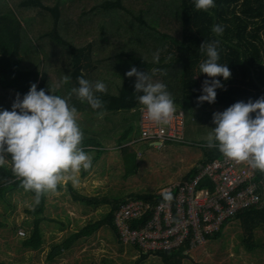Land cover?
Masks as SVG:
<instances>
[{
	"label": "trees",
	"instance_id": "obj_1",
	"mask_svg": "<svg viewBox=\"0 0 264 264\" xmlns=\"http://www.w3.org/2000/svg\"><path fill=\"white\" fill-rule=\"evenodd\" d=\"M214 3V8L203 11L195 9L194 0H0V110H11L16 93L22 98L30 84L36 83L37 90L43 88L46 94L48 86L55 89L54 94L68 99L69 106H74L77 113L103 111L104 119L111 120L112 125L101 131L102 137L117 134L112 132L115 129L112 115L122 117L123 113L138 112L140 128L141 105L136 97L142 93L133 92L135 77L124 75L131 67L147 72L152 82L164 83L176 107L184 112L200 107L226 109L249 98L255 101L264 96V0H214ZM216 24L224 27L220 36L211 31ZM113 40L118 44L110 43ZM213 40L220 41L218 63L227 65L231 78L225 81L216 77L225 87L216 89L214 103H197L196 98L202 94V82L211 79L199 73V65L206 59L199 46ZM129 42L143 43L146 52H134ZM156 52H159L158 63L153 62ZM153 69L157 71L153 73ZM65 75L71 77L67 84L62 83ZM81 75L90 82L106 84V92L95 93L104 102L102 109H92L75 95L68 98L71 88L79 86L77 77ZM127 133L128 129L121 131L116 141L124 158L125 173L130 174L135 173L137 166L132 145L148 142L140 139L141 133L136 140L125 141ZM97 140L92 136L84 137L81 144L86 153L93 152L92 166L103 152ZM204 145H200V163L222 156L218 149ZM91 169L83 170L82 175ZM197 171L196 165L182 180L193 177ZM254 181L260 203L233 217L241 221L246 231V236L242 237L246 251L264 250V241L253 239L254 229L264 225V174L255 170ZM62 188L60 184L57 190ZM176 191L177 188L170 190L173 198ZM13 192L28 196L32 203L24 209L26 220L21 224L24 228L18 225L16 232L14 230L16 234L21 229L28 232L19 246L39 250L43 243L41 223L49 220L44 214L47 193L36 205L35 194L25 191L10 170L0 167V205L4 209L13 203ZM65 193L85 206L103 205L107 209L102 208L99 218L87 221L80 230L55 245L47 258L50 261L62 249L84 241L101 227L109 226L116 233L114 214L127 199L139 198L150 204L164 200V192L160 190L130 193L124 197H87L69 183ZM4 225L0 221V226ZM223 227L209 238H218ZM130 246L139 252L140 260L155 255L163 264H182V258L189 256L183 253V247L144 253L137 246ZM0 264L7 262L0 260Z\"/></svg>",
	"mask_w": 264,
	"mask_h": 264
},
{
	"label": "rangeland",
	"instance_id": "obj_2",
	"mask_svg": "<svg viewBox=\"0 0 264 264\" xmlns=\"http://www.w3.org/2000/svg\"><path fill=\"white\" fill-rule=\"evenodd\" d=\"M120 42L125 43L122 40ZM110 43L118 44L114 40ZM129 43L135 49L134 52H146L143 43ZM223 110L219 107H200L185 111L182 143H168L160 148L144 142L133 144L137 166L135 173L130 174L125 173L124 158L116 138L126 129L128 133L125 141L139 137L138 112L123 113L122 117L120 114L112 115L115 121L112 132L117 134H110V137L100 134L111 124V120L104 119L105 114L99 118L97 113L78 112V124L83 136L100 140L103 152L94 161L88 174L82 175L83 170L80 171L78 183H61L62 190L47 193L44 214L49 220L41 223L43 244L39 250L21 249L19 241L27 237L28 232L24 231L23 235L15 233V227L21 226L22 221L26 220L24 209L32 205L31 199L13 192L11 206L4 209L0 205V221L5 224L4 227L0 226V260L7 264H163L155 255L140 260L139 252L130 245L120 243L109 226L99 228L84 241L79 240L68 249H62L51 261L48 260L49 252L55 245L80 230L87 221L95 220L102 208L107 209L103 205L85 206L73 201L65 193L67 184L87 197L96 198L161 191L181 181L200 162V145L206 144L207 134L215 127L212 114ZM87 154L93 157V152ZM253 234L254 240L263 242L264 225L256 227ZM243 236H246V231L241 221L233 218L222 228L218 238H210L203 246L192 249L189 256L182 258V264H264V250L256 248L246 251L242 244Z\"/></svg>",
	"mask_w": 264,
	"mask_h": 264
},
{
	"label": "clouds",
	"instance_id": "obj_3",
	"mask_svg": "<svg viewBox=\"0 0 264 264\" xmlns=\"http://www.w3.org/2000/svg\"><path fill=\"white\" fill-rule=\"evenodd\" d=\"M194 6L196 10L208 11L215 3L214 0H194ZM211 31L220 36L224 27L216 24ZM219 44V40H213L199 46L200 52L206 55L199 65V73L211 79L202 82V94L196 98L197 103H214L216 89L225 87L216 77L225 81L231 78L227 65L218 63ZM153 62H159V52L154 53ZM156 71L153 69V73ZM124 75L135 77L133 92L142 93L136 99L147 119L167 124L177 110L167 86L152 82L147 72L138 71L136 67H131ZM70 79L65 75L62 83L67 84ZM77 80L79 86L71 88L68 98L75 95L92 109H102L104 102L95 93L106 92V84L90 82L83 75ZM54 92L55 89L48 86L46 94L45 89L37 90L36 83H31L22 98L16 93L11 110H0V167L10 170L25 191L35 194L36 205L44 194L55 193L61 183H78L80 171L92 167L93 157L81 147L84 136L78 124L77 109ZM97 115L103 118L104 112ZM212 123L215 127L207 134L205 147L216 148L227 160L246 163L264 174V96L255 101L251 98L247 102L237 101L223 111L213 112ZM162 195L168 202L173 198L170 191Z\"/></svg>",
	"mask_w": 264,
	"mask_h": 264
},
{
	"label": "built area",
	"instance_id": "obj_4",
	"mask_svg": "<svg viewBox=\"0 0 264 264\" xmlns=\"http://www.w3.org/2000/svg\"><path fill=\"white\" fill-rule=\"evenodd\" d=\"M176 108L167 124H157L139 107L140 139L157 148L182 143L185 112ZM197 169L193 177L161 190L177 188L170 202L150 204L139 198L127 199L114 214L119 241L144 253L183 247V253L189 254L236 214L260 203L255 170L246 163L229 161L222 155L199 162ZM18 233L24 234L21 230Z\"/></svg>",
	"mask_w": 264,
	"mask_h": 264
},
{
	"label": "crops",
	"instance_id": "obj_5",
	"mask_svg": "<svg viewBox=\"0 0 264 264\" xmlns=\"http://www.w3.org/2000/svg\"><path fill=\"white\" fill-rule=\"evenodd\" d=\"M228 224V223H227ZM43 244V243H42Z\"/></svg>",
	"mask_w": 264,
	"mask_h": 264
}]
</instances>
